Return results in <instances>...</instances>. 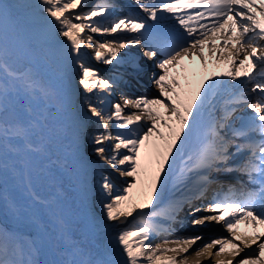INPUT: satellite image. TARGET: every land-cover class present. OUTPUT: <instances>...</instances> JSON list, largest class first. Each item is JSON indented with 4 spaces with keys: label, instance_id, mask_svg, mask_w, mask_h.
I'll list each match as a JSON object with an SVG mask.
<instances>
[{
    "label": "snow or ice",
    "instance_id": "snow-or-ice-1",
    "mask_svg": "<svg viewBox=\"0 0 264 264\" xmlns=\"http://www.w3.org/2000/svg\"><path fill=\"white\" fill-rule=\"evenodd\" d=\"M132 3L142 16L126 15L110 24L106 21L115 6L108 0L91 7L89 0H34L18 3L21 7L11 14L0 5V188L11 167L24 200L23 205L9 201L0 191V213L11 210L29 217L63 257L47 264H177L166 253L186 252L202 239L172 237L173 225L181 224L185 209L194 217L201 211L211 213L196 217L193 225L214 221L231 234L204 244L197 256L219 245L215 264H264V0ZM22 9L32 14L18 21ZM36 21L43 25L37 42L46 46L45 61L63 67L76 94L83 97L74 132L65 136L70 152L55 146L64 143L56 125L68 106L55 86H45L35 75L28 58L31 41L25 37L11 50L3 41L10 22L27 32ZM169 21L174 24L169 26ZM130 46H138L159 70L152 74L159 95L122 94L120 102L112 103L108 97L119 85L85 64L83 50L90 49L95 61L112 65L124 63L121 54ZM14 58L24 62L15 67ZM196 61L205 70L209 64L226 70L207 75L195 87L192 81L182 85L176 77L187 79L188 65ZM131 66L142 70L135 58ZM198 132L199 144L190 152L189 143ZM73 160H98L119 177L131 178L122 187L108 174L93 178L99 185V196H92L93 201L99 198V217L82 216L76 200L69 203L62 191L58 173L72 169ZM220 173L243 178L241 183L246 180L253 187L230 186L207 207L196 206L213 183L212 175ZM169 180L180 194L157 211L153 199L159 205ZM138 187L139 198L133 194ZM134 213L131 227L111 243L97 244L95 251L89 247L96 229L127 224ZM241 224L250 226L251 234H241ZM162 234V242L154 244ZM170 244L181 247L168 248ZM254 245L250 254L241 255ZM8 251V231L0 226V264H44L35 258L8 260ZM39 251L32 247L29 255L36 257Z\"/></svg>",
    "mask_w": 264,
    "mask_h": 264
},
{
    "label": "bare ground",
    "instance_id": "bare-ground-1",
    "mask_svg": "<svg viewBox=\"0 0 264 264\" xmlns=\"http://www.w3.org/2000/svg\"><path fill=\"white\" fill-rule=\"evenodd\" d=\"M10 1V2H8ZM3 8L11 14L15 9L21 7L18 3H30L34 2V0H8ZM96 1V0H94ZM127 2L128 4L134 5L132 0H122ZM90 3V0H89ZM1 5V4H0ZM126 9V5H115L114 10L111 16L121 13ZM78 11V9H77ZM32 14L31 9H22L20 10L17 20L22 21L28 18ZM111 16L106 21V23H111ZM101 19V18H97ZM36 23V24H35ZM35 26L40 24L39 21H36ZM94 38L99 40L103 39V37L99 36L98 34H93ZM25 37L32 43V48L29 50L28 58L32 60L33 63V70L35 75L38 79L45 86L53 85L58 90L61 99L68 106V111L61 112L59 116L58 123L56 125V130L59 136V139L62 140L64 143L61 145L57 143L55 146L60 148L62 152H70L71 150L68 149V140L65 139V136H71L74 132L76 121L78 119L76 115V109L79 107V102L83 99L82 96H79L75 92V85L71 84L67 74L65 73L63 67H53L45 61L44 55L38 60L34 58V56L40 54V50L43 46L42 42H37V36L34 31L30 30L27 32L21 31L19 23L15 26L10 22L9 28L6 27L3 32V41L5 45L11 50L15 46L19 47L25 40ZM86 55L84 57V61L88 66L93 67L99 71V73L104 76L107 75L104 68H100L102 65L98 64L95 60H93L89 55L93 56V53L90 49H85ZM136 51V47L133 48L130 46L129 49H125L124 53L121 55L125 62H127L128 68L132 69L131 61L135 58L136 63L139 64L140 68H143L139 75L146 79L148 83L154 86L152 82V74L158 73L159 70L154 66V64L148 61L146 58L142 56V54H134ZM127 53V55H125ZM24 62L23 59H13L12 63L13 66L19 67ZM185 64H188L185 61ZM189 73L187 74V79H185V75L177 76L176 78L180 80L181 84H186L188 81L193 82V86H197L198 83L207 78L209 74H215L218 76L219 69L221 71L226 70L224 66L220 68H214L212 64L208 65L207 70L200 64L199 61H196L194 64L188 65ZM195 71V76L191 75V71ZM157 92H150L148 94H140L138 96H148V97H157L159 95L158 89L154 86ZM116 94V93H115ZM119 97V96H118ZM118 97H115L117 99ZM111 110V108H109ZM126 111H133L126 109ZM245 113H238V115H244ZM93 131L96 128V125H91ZM116 129H113L115 132ZM126 151V150H121ZM142 153L145 151L141 149ZM7 159V156H6ZM147 163V160L144 161ZM9 164L11 161L9 160ZM97 165H99L97 167ZM104 168V171H107L106 174L110 175L113 181L118 186H124L125 181H130L131 178H121L116 173H114L110 167L103 164L98 160H73L72 169L68 171L61 170L58 175L63 182V189L62 191L65 192L69 197V203H71L72 199H75L78 206L80 214L87 215L89 219L92 217H99L101 211V204L99 202V198L93 201L92 196L96 195L99 196V185L95 183V180H99L100 178L96 177L97 169ZM4 185L0 188V191H3L4 195L7 196L8 200H16L17 203L23 205L24 200L21 193V188L17 183L14 173L12 172L11 167H9L3 175ZM140 196H137L139 198ZM209 198L212 199V194H209ZM2 204V202H0ZM154 205V204H153ZM152 205V206H153ZM149 209H145L147 211ZM157 210V209H156ZM135 213L133 217L129 218V222L127 223L128 226L134 222ZM0 226L4 227L8 231L9 236V247L12 248L11 245H15V248L18 249L21 261L28 260V259H39L47 264L49 261H56L58 259H62L63 257L60 256L56 248L53 244L49 243L48 240L39 234V229L36 227L35 224L31 222L27 215H16L11 210H7L6 212L0 213ZM113 227H109L106 230L103 229H96L93 236H92V244L89 245L93 251H95V245L97 244H108L106 239L110 235L111 230ZM183 238V237H181ZM190 238V237H187ZM36 241L35 244L33 241ZM163 240L162 236L156 237L153 240L154 244H160ZM32 247L39 248V255L36 257H32L29 255V249ZM168 248H179V245H168ZM202 248V246L197 245L193 248L188 249L185 253L176 254L175 252L169 251L166 253L167 257L174 258L177 261V264H215L216 256L215 253L218 251L219 247H214L210 254L205 253L200 256L196 255V252ZM214 251V252H213ZM16 255V254H15ZM231 257H228L230 259ZM163 264V262H161Z\"/></svg>",
    "mask_w": 264,
    "mask_h": 264
},
{
    "label": "rangeland",
    "instance_id": "rangeland-1",
    "mask_svg": "<svg viewBox=\"0 0 264 264\" xmlns=\"http://www.w3.org/2000/svg\"><path fill=\"white\" fill-rule=\"evenodd\" d=\"M7 1L8 0H0V4L1 5H5L6 3H7ZM8 2H10V1H8ZM45 50H40V54H38V55H36V56H34V58H37L38 60L43 56V52H44ZM89 57H91L92 58V56L91 55H89ZM93 59V58H92ZM94 60V59H93ZM97 62V61H96ZM85 63H86V60H85ZM98 64H100V65H103L102 63H100V62H97ZM118 175V174H117ZM96 177H99L100 178V175L98 176V174L96 173ZM134 195H136V196H140V193H139V187L136 189V190H134V193H133ZM134 223V222H133ZM132 225V224H131ZM131 225H129L128 226V224H124V225H118V226H116V227H113V229L111 230V232H110V235L108 236V238L106 239V242L109 244V243H111L112 242V240H113V238L120 232V231H122V230H124L125 228H129V227H131ZM203 247V246H202ZM15 254H17V255H8L7 254V256L5 257L6 259H8V260H17V261H21V258H20V255H19V252H16Z\"/></svg>",
    "mask_w": 264,
    "mask_h": 264
}]
</instances>
